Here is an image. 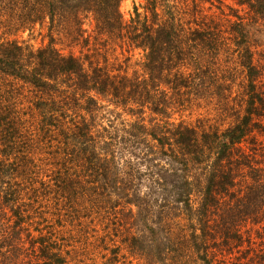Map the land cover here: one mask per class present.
<instances>
[{"label": "trees", "instance_id": "1", "mask_svg": "<svg viewBox=\"0 0 264 264\" xmlns=\"http://www.w3.org/2000/svg\"><path fill=\"white\" fill-rule=\"evenodd\" d=\"M121 1L0 0V264H264V0Z\"/></svg>", "mask_w": 264, "mask_h": 264}, {"label": "rangeland", "instance_id": "2", "mask_svg": "<svg viewBox=\"0 0 264 264\" xmlns=\"http://www.w3.org/2000/svg\"><path fill=\"white\" fill-rule=\"evenodd\" d=\"M224 5H230L234 8H237V0H222ZM144 3V0H122L119 5V10L124 18V20H127L132 13L133 7L137 6L139 7V11H141L140 5ZM208 6V3L205 4ZM215 10V8H212ZM255 26L252 27V43L254 44V52L255 55H253L254 60H258L259 63H262L263 57H264V20L258 19ZM92 26H89L88 29L91 31ZM35 31L32 33H28V31L19 32L15 36L11 38H16L18 40H25L29 44H32L35 47L40 46L41 44H46L48 41L47 35V23H44L43 27H39L36 25ZM2 28H0V36L2 33ZM4 36V35H2ZM58 47H64L65 48V42L58 44ZM71 50L74 54H79V47H73V48H65V52ZM129 53L125 51V49H120L119 47H116L114 51L108 52V61L110 63H115V58L117 57L121 62L123 58L128 55ZM132 54V53H130ZM132 61H134L137 58V53L132 56ZM118 62V61H117ZM132 68V65L129 69ZM16 101L22 102L23 105L27 106L28 104H31L30 102L26 100H31L33 98L32 93L28 92L26 88H21L20 84H18V87L14 90ZM21 104V103H20ZM22 105V104H21ZM216 106V103L214 100L212 101H204L201 100L198 102V106L193 109L192 111H185L183 113L184 119H189L188 121L193 122L197 117L199 118H205L209 117L210 123L214 124H220L221 128L225 127L229 124L230 118L227 110H224L221 114L218 115L216 110L214 109ZM102 114L105 117V122L110 121V124L114 127L116 130H120L122 128V123L125 125V121H130L131 117L123 113L121 109H114L113 106H107L102 110ZM177 117V115H176ZM125 120V121H124ZM209 124V123H207ZM66 227L71 228L68 224H66ZM78 231L77 227L72 229V233L75 234ZM63 234V233H62ZM86 250L88 253H98V250L95 249V245L91 246L89 245ZM98 264H101L102 259L98 258L96 259ZM133 264H136L135 261Z\"/></svg>", "mask_w": 264, "mask_h": 264}]
</instances>
